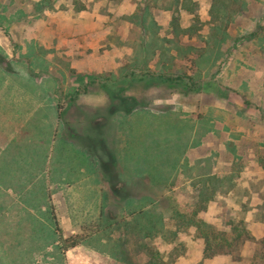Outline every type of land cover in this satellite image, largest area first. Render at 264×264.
Here are the masks:
<instances>
[{
  "label": "rangeland",
  "instance_id": "rangeland-1",
  "mask_svg": "<svg viewBox=\"0 0 264 264\" xmlns=\"http://www.w3.org/2000/svg\"><path fill=\"white\" fill-rule=\"evenodd\" d=\"M225 1L0 0V264H264V0ZM230 217L255 240L205 258L189 220Z\"/></svg>",
  "mask_w": 264,
  "mask_h": 264
},
{
  "label": "trees",
  "instance_id": "trees-1",
  "mask_svg": "<svg viewBox=\"0 0 264 264\" xmlns=\"http://www.w3.org/2000/svg\"><path fill=\"white\" fill-rule=\"evenodd\" d=\"M47 1V0H44ZM175 11H187L189 13H193L194 10L190 5H193L191 0H174ZM210 14L213 19L217 21H224L225 19L228 21L229 12H228V4L225 0H213V4L211 7ZM172 27L173 32L176 34L182 33L184 34H191L193 35V26L188 28H182L179 18H173L172 20ZM228 25L220 28L221 30L225 31ZM164 74L160 76L163 77ZM168 81H176L177 79H173L171 77L167 78ZM208 182V181H207ZM209 183V182H208ZM211 185L216 187V183L210 181ZM209 194L207 192H203L201 195ZM212 201L210 195L207 198L199 200L198 203V210L204 211L207 207V204ZM245 207V206H243ZM198 210L194 212L193 217H196L198 214ZM200 211V212H201ZM195 221V220H194ZM192 219L189 222H192L194 226H197L198 231L201 234V238L204 240V250L203 254L205 258H213L221 254H231L234 258L238 260L242 257V250L246 243L254 241L255 237L253 236L248 222L246 221L245 217L237 218V217H230L227 220L226 228L222 230H216L213 227H208L202 220L195 221ZM90 235L87 236V238ZM84 238L80 235L72 236L69 239H65L63 242L66 244L64 247L66 250L75 248L79 246L83 241ZM243 258V257H242ZM264 260V256H263Z\"/></svg>",
  "mask_w": 264,
  "mask_h": 264
},
{
  "label": "crops",
  "instance_id": "crops-1",
  "mask_svg": "<svg viewBox=\"0 0 264 264\" xmlns=\"http://www.w3.org/2000/svg\"><path fill=\"white\" fill-rule=\"evenodd\" d=\"M19 124V123H18ZM20 126H22L21 124H19ZM12 131L11 129L9 130V132ZM8 133V129H6L5 126L1 127L0 126V137L3 138V141H0V146H3L5 143L10 142V140L12 139V134L7 135ZM1 140V139H0ZM31 170V169H30ZM28 169L27 173H25L23 176L20 175H13L10 177H4L5 179L8 178L9 179V183L11 185H15L16 186V190L15 192H13L12 194H17L15 195V200H14V204H22L20 207H18L19 211L22 210H26L29 209L31 212L36 213V209L29 207L27 204L30 203V199H31V189L32 186L34 185V183H32L31 178H38L37 179H45L43 175V171L38 169L32 170V172ZM22 177L23 179H21L20 177ZM47 181V180H46ZM13 185V188H15V186ZM19 187H21V189H19ZM70 186H68L67 188H69ZM7 202H3V200L0 199V212L1 213H5L7 211ZM34 210V211H33ZM26 224V223H25ZM27 226H32V224H26ZM76 248V247H75ZM73 249V248H72ZM70 250V249H69Z\"/></svg>",
  "mask_w": 264,
  "mask_h": 264
}]
</instances>
